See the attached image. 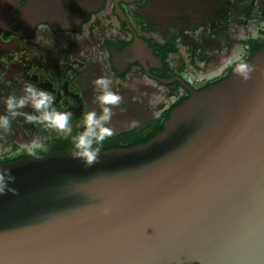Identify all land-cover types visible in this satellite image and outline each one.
<instances>
[{"label":"water","instance_id":"1","mask_svg":"<svg viewBox=\"0 0 264 264\" xmlns=\"http://www.w3.org/2000/svg\"><path fill=\"white\" fill-rule=\"evenodd\" d=\"M247 64L144 144L0 164V264H264V48Z\"/></svg>","mask_w":264,"mask_h":264},{"label":"flooded vegetation","instance_id":"2","mask_svg":"<svg viewBox=\"0 0 264 264\" xmlns=\"http://www.w3.org/2000/svg\"><path fill=\"white\" fill-rule=\"evenodd\" d=\"M264 48V0H20L0 34V164L73 151L87 112L102 111L95 80L122 97L99 150L130 148L161 132L194 91L227 79ZM32 83L69 111L71 131L27 122L5 100ZM38 115V114H37ZM99 131V129H97ZM94 140V137H93Z\"/></svg>","mask_w":264,"mask_h":264},{"label":"clouds","instance_id":"3","mask_svg":"<svg viewBox=\"0 0 264 264\" xmlns=\"http://www.w3.org/2000/svg\"><path fill=\"white\" fill-rule=\"evenodd\" d=\"M235 71L242 75L245 79L248 78L252 68L246 63H240L236 66ZM97 90L96 102L101 106L102 111L92 110L86 113L83 118L84 131L79 136L74 138V147L77 155L85 164L91 165L97 160L99 146L113 134L111 128L107 125L113 115L110 105H119L122 97L118 92L113 91L114 81L110 77H100L95 80ZM24 95L17 98L15 95L7 97L5 100L7 111L10 112L13 107L23 109L29 105L34 109L35 114L24 112H13V116L22 115L27 122H41L49 128H60L71 131L69 121L72 113L69 111L57 110L53 101L54 95L48 91L37 88L32 83H27L23 89ZM38 114V115H37ZM8 115L0 117V128L8 131L9 127ZM99 129V131H97ZM94 137V140H93ZM4 191L3 176H0V194Z\"/></svg>","mask_w":264,"mask_h":264}]
</instances>
